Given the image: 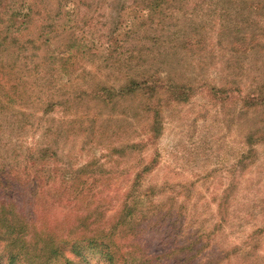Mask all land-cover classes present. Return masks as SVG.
Wrapping results in <instances>:
<instances>
[{
    "label": "rangeland",
    "instance_id": "1",
    "mask_svg": "<svg viewBox=\"0 0 264 264\" xmlns=\"http://www.w3.org/2000/svg\"><path fill=\"white\" fill-rule=\"evenodd\" d=\"M77 2L68 0L66 10L75 21L84 12ZM10 4L9 34L34 53L35 44L26 42H41L43 21L37 12H43V4ZM23 4L34 5L35 13L24 17ZM174 6L166 7L162 17L127 5L115 21L118 34L135 28L132 40L140 44L126 48L117 76L107 74L104 65L83 61L81 53L74 56L81 59L78 70L70 65L64 75L53 60L39 65L29 56L13 66L7 59L6 77L0 72V94L11 87L16 93L13 104L0 99V158L22 165L26 157L44 154L69 176L87 167L89 183L92 178L105 183L91 185L96 200L104 202L106 218L139 196L143 209L158 212L156 221L168 213L161 226L144 224L138 233L150 255H164L173 246L197 240L185 254L177 253L195 257L187 264H264V107L249 109L242 101L264 86V0H182ZM110 12L96 20L91 35L103 31ZM13 13L25 22L19 33L12 30ZM69 16L54 28L71 26ZM99 53L105 56V50ZM138 66H150L172 85L191 92L184 102L165 103L155 139L151 116L141 109L142 96L110 105L92 98L100 84L112 85L124 70ZM211 87L226 91L210 92ZM98 188L104 189L101 194ZM9 195L21 208L27 205L24 193L14 190H0V201ZM68 214V209L58 208L48 219L61 221ZM206 232L214 233L208 245L207 237L198 240ZM173 237L177 241L169 239ZM88 260L77 262L107 264L100 257Z\"/></svg>",
    "mask_w": 264,
    "mask_h": 264
},
{
    "label": "trees",
    "instance_id": "2",
    "mask_svg": "<svg viewBox=\"0 0 264 264\" xmlns=\"http://www.w3.org/2000/svg\"><path fill=\"white\" fill-rule=\"evenodd\" d=\"M13 1L15 0H0V72L3 70L5 77L7 59H10L13 64L9 63L14 66L24 59L27 60L29 56H33L39 65L41 60L43 63L53 60L54 64L61 65L63 75L64 70L70 65L77 71L81 59L75 60L74 56L78 53L83 54V61L104 65L103 69L107 74L117 76L119 69L124 67L122 63L125 61L126 48L131 46V43L134 46L140 44L132 40L135 28L123 35L118 34L119 24L115 21L120 19L127 5L130 4L140 10L157 11L160 16L165 17L166 7L172 8L176 1L182 2V0H78L77 8L78 10L83 8L84 12L80 14L82 18L75 21L71 15L69 16L70 12H66L69 11L68 0H34L35 3L43 4V12H37L43 21L41 27L43 34L40 43L36 40L26 42L35 44L33 46L35 52L29 53L25 43L9 34L11 28L9 29L7 23L10 21L6 14L10 11V3ZM23 5V8L27 7L24 17H29L34 12V5ZM109 10L111 12L107 15L103 31L98 35H91L96 29V20H99L100 16L105 17V11ZM11 15L10 20L16 21L12 23V30L16 29L19 33L25 22L18 20L20 14ZM66 16H69L67 22L71 26L60 25L59 33H56L58 29L54 27L58 22L64 21ZM155 22L161 23L160 20ZM88 28L90 30H87ZM60 38L57 43L56 40ZM99 50H105V56L101 55ZM141 51L139 49V52ZM94 58H98L100 62ZM5 83L9 87L8 78ZM117 83L119 84L113 85ZM113 84L109 86L100 84L92 98L110 105L116 100L118 102L130 96H142L144 102L141 109L151 116L152 139L157 138L161 132L159 117L165 103L184 102L191 96L189 87L172 85L169 80L163 79L158 70H152L150 66L124 70L123 77ZM3 89L1 86L0 91ZM12 89L15 88H8L0 94V99L7 104L15 102L16 92ZM215 90L226 91L225 88L211 87L210 92ZM242 101L249 109L264 107V86L244 96ZM47 157L44 154L26 157L22 160L24 162L22 165L18 164L20 162L10 165L8 160L0 158V190L24 193L23 202L27 203V205L23 203L21 208L10 195L6 200L0 201V264H80L77 262L78 259L89 262L88 258L91 256L100 257L107 264H187L194 261V256H187L186 259V256H178L177 253L185 254V249L191 250L197 240L182 248L173 246L164 255H150L141 245L138 233L144 228L143 225L161 226V221L168 213L156 221L158 212L151 211L150 208L143 209L141 205L144 199L139 196L133 200L127 199L119 211L107 217L108 220L105 221L107 218L103 210L104 202L96 200L91 185L97 184V187H100L105 183H100L96 178H92L93 182L89 183L88 174L91 172H87V167L76 172L86 174L85 179L83 176L72 177L76 174L69 176L68 170L58 164H51ZM98 190L101 194L104 189ZM94 201L99 205L92 208ZM30 205H34L33 209L29 208ZM58 208L68 209L69 214L61 221L51 222L48 214ZM40 209L41 211H37ZM177 233L176 238L181 236V230ZM213 234L202 233L198 240L207 237L208 245ZM169 239L177 241L174 237ZM65 251L74 258L66 256ZM229 254L231 252L228 251L226 256Z\"/></svg>",
    "mask_w": 264,
    "mask_h": 264
}]
</instances>
